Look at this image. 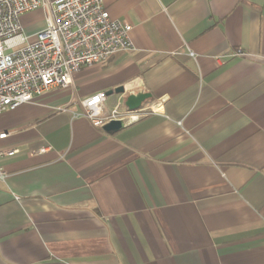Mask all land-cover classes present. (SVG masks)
I'll use <instances>...</instances> for the list:
<instances>
[{
	"label": "crops",
	"instance_id": "obj_1",
	"mask_svg": "<svg viewBox=\"0 0 264 264\" xmlns=\"http://www.w3.org/2000/svg\"><path fill=\"white\" fill-rule=\"evenodd\" d=\"M105 3L134 49L0 114V264H264V0ZM47 14L22 15L29 40ZM120 86L105 111H157L80 115Z\"/></svg>",
	"mask_w": 264,
	"mask_h": 264
},
{
	"label": "built area",
	"instance_id": "obj_2",
	"mask_svg": "<svg viewBox=\"0 0 264 264\" xmlns=\"http://www.w3.org/2000/svg\"><path fill=\"white\" fill-rule=\"evenodd\" d=\"M41 7L48 10L47 25L29 40L22 15ZM132 29L111 16L105 0H0V114L53 87L69 88L84 66L106 64L118 52L133 50ZM236 54L246 52L239 49ZM190 55L195 57L192 51ZM107 98L106 91L83 98L80 115L103 128L112 120L128 125L157 111L155 104L137 110L119 104L105 111ZM0 153L13 155L15 150Z\"/></svg>",
	"mask_w": 264,
	"mask_h": 264
},
{
	"label": "water",
	"instance_id": "obj_3",
	"mask_svg": "<svg viewBox=\"0 0 264 264\" xmlns=\"http://www.w3.org/2000/svg\"><path fill=\"white\" fill-rule=\"evenodd\" d=\"M113 93H125L124 86H120L114 90H110L107 94L111 95ZM152 94L149 92H138L130 93L126 96L124 100V105L129 110H137L141 108L150 98ZM126 125L121 120H112L103 126V129L107 132H117L123 129Z\"/></svg>",
	"mask_w": 264,
	"mask_h": 264
}]
</instances>
